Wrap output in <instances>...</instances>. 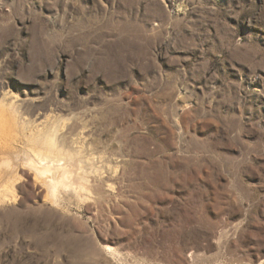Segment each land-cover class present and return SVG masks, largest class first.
Masks as SVG:
<instances>
[{"label": "rangeland", "instance_id": "1", "mask_svg": "<svg viewBox=\"0 0 264 264\" xmlns=\"http://www.w3.org/2000/svg\"><path fill=\"white\" fill-rule=\"evenodd\" d=\"M0 103V264H264V0H0Z\"/></svg>", "mask_w": 264, "mask_h": 264}, {"label": "bare ground", "instance_id": "2", "mask_svg": "<svg viewBox=\"0 0 264 264\" xmlns=\"http://www.w3.org/2000/svg\"><path fill=\"white\" fill-rule=\"evenodd\" d=\"M5 106L6 105H4L3 103H0V147L12 146L14 145L13 142L16 140L15 134H12L13 131H11V125L9 126L10 123L7 120L9 119L8 114L10 113L6 111L7 108ZM32 152L35 158V160L33 159L34 161L32 162V166H31L33 174H30V172H28V174H25L27 178H31L32 176L33 178L36 177V179H38L37 175H39V176L51 177V180L53 182H56L58 178L60 177V182H57V186L54 187L52 185V187H54L55 192H57L60 186L68 190L73 189L71 178L73 176L72 172L74 171H71L72 170L71 168L70 170L67 168V166H64V164L61 163V160H60L61 156L59 154L60 152H58L57 150L56 141H55L54 136H51L48 138V140H45L43 147L37 146L32 150ZM10 166H11L10 163H4L1 166L0 173L1 171L6 170L5 168L9 170ZM14 184L15 182L14 183L11 182L5 187V190L2 196L3 198H8L9 195H11L14 189ZM78 189L80 190V188H77V187L75 188V190L77 191ZM84 190L85 189H83V191ZM38 195L40 196L41 193H38Z\"/></svg>", "mask_w": 264, "mask_h": 264}]
</instances>
